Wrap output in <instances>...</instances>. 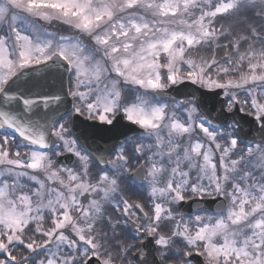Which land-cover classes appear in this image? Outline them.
Masks as SVG:
<instances>
[{"label":"snow or ice","instance_id":"1","mask_svg":"<svg viewBox=\"0 0 264 264\" xmlns=\"http://www.w3.org/2000/svg\"><path fill=\"white\" fill-rule=\"evenodd\" d=\"M0 264H264V0H0Z\"/></svg>","mask_w":264,"mask_h":264},{"label":"water","instance_id":"2","mask_svg":"<svg viewBox=\"0 0 264 264\" xmlns=\"http://www.w3.org/2000/svg\"><path fill=\"white\" fill-rule=\"evenodd\" d=\"M66 87H67V85H66ZM179 87L181 88L182 91H190L192 88L197 87V86L189 84L187 87H185V86H179ZM45 90H47V88ZM171 95H175V93H172ZM65 99H66V104L62 106V110H63V107H68L69 106V103H67V102H71L72 101V98L70 96L66 97ZM177 99H184V97L183 96H179V97H177ZM82 127H85V130H87L86 126L82 125ZM247 130H248V125L246 124L245 125V131H247ZM213 199L214 198H203V201H201L199 204L192 203L191 201H189L188 203L191 204L192 211L194 212V211H196V209L198 207H200V208H209V207L215 208V207H217L218 206V202L215 203V204L212 203Z\"/></svg>","mask_w":264,"mask_h":264},{"label":"rangeland","instance_id":"3","mask_svg":"<svg viewBox=\"0 0 264 264\" xmlns=\"http://www.w3.org/2000/svg\"><path fill=\"white\" fill-rule=\"evenodd\" d=\"M25 23H29V22L26 21ZM29 26L31 27L30 24H29ZM35 28L36 29L44 28L47 31L52 32L53 34H56V33H59L60 35H68L69 34L68 32H66L64 30L63 27H61L57 23H52L51 25L38 23V24L35 25ZM57 151H61V149H59Z\"/></svg>","mask_w":264,"mask_h":264},{"label":"flooded vegetation","instance_id":"4","mask_svg":"<svg viewBox=\"0 0 264 264\" xmlns=\"http://www.w3.org/2000/svg\"><path fill=\"white\" fill-rule=\"evenodd\" d=\"M204 198H214V197H212V196H205ZM194 213L201 214V213H198V212H194ZM208 214H211V213L209 212Z\"/></svg>","mask_w":264,"mask_h":264}]
</instances>
